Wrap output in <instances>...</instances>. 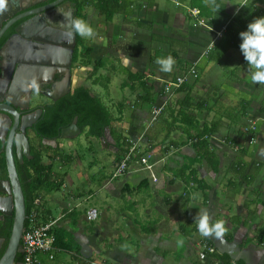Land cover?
Segmentation results:
<instances>
[{
	"label": "crops",
	"instance_id": "crops-1",
	"mask_svg": "<svg viewBox=\"0 0 264 264\" xmlns=\"http://www.w3.org/2000/svg\"><path fill=\"white\" fill-rule=\"evenodd\" d=\"M168 1L178 3L183 11L170 18L172 4L167 3L162 8V0H153L149 5L145 3L136 23L143 30H126L129 32L126 38L158 39L161 44H167L163 37L185 24V14L195 16L192 10H197L199 19L189 26L186 35L180 34L174 39L177 40L175 47L181 51L173 57L175 65L172 71L179 67L180 73L173 76L172 71H161L155 57L151 56L161 47L152 52L140 49L138 54L129 49L133 56L140 58L134 61L136 64H125L128 71L144 74L141 80H146L148 87L145 88V99L155 100L140 102L137 97L143 90L137 87L133 100L124 101L121 110L122 114L123 111H133L135 116H122V120L113 121L108 132L105 129L104 138L91 137L109 153L113 166L116 165L114 159L121 153L117 144L121 140L117 141L114 135L137 142L143 152L151 150L146 154H151L149 161L152 166L144 167L138 156L132 159L122 175L112 177L111 174L106 180L102 176L100 183H105L94 192L95 204L83 209H77L78 204L71 205V201L80 200L83 196L71 187L70 175L61 173L62 179L65 177L63 184L67 180L68 187L62 188V184L58 190H66V194L60 199L53 197L56 189L42 191L37 202L41 205L38 211L40 221L42 210L47 220L59 218L54 229L67 234L64 239L66 247L58 246L52 259L40 254L39 264H52L54 261L55 264H226L227 261L231 264L233 260L239 264H264V85L251 82V72L239 49V33L246 30L247 24L255 17L264 16V0H250L249 8L238 7L242 0L238 5L228 0L229 4L218 13L204 3L205 15L201 16L198 8L191 6L192 0ZM216 2L223 5L224 0ZM175 25L178 26L172 27ZM103 26L109 29V26ZM171 36L174 33L169 37L173 42ZM111 42H116V38ZM204 47H207L206 51ZM240 53L241 57L237 59ZM190 66L197 73L189 77L182 90L165 92L164 89L163 95L162 89L167 81L182 77L184 73L186 76L192 74ZM201 68L213 76L208 72L207 80L204 79ZM219 76L226 78L227 83L231 81V91L223 92L222 83L219 86L213 84L211 77L221 81ZM187 94L189 99L185 98ZM232 95L238 98L233 101L230 99ZM163 102L167 109L149 123L151 107ZM222 102L224 105L218 109ZM171 109H174V114L184 109L189 117H181L178 113L170 116ZM117 114L119 111L114 115ZM145 119L148 123L141 128L139 124ZM122 122L128 131L126 134L118 128ZM251 123L256 126L253 144L243 132ZM205 127L213 131L207 153L188 143L189 135ZM70 145L60 142L59 147L71 155V160L68 164L60 162L59 165L68 168L74 163L79 164L77 176L83 185L91 184L86 171L92 168L91 165L84 168L78 152L75 156L66 152ZM82 173L88 177L82 179ZM90 193L91 190L88 196ZM89 207L98 210L95 220L86 217ZM54 209L59 211L57 216ZM201 209L208 211L212 222L224 221L227 232L222 237L204 238L200 235L194 217L199 216ZM179 240L184 241L183 246L178 245ZM204 242L213 245L218 254L202 258L200 251Z\"/></svg>",
	"mask_w": 264,
	"mask_h": 264
},
{
	"label": "flooded vegetation",
	"instance_id": "flooded-vegetation-1",
	"mask_svg": "<svg viewBox=\"0 0 264 264\" xmlns=\"http://www.w3.org/2000/svg\"><path fill=\"white\" fill-rule=\"evenodd\" d=\"M53 1L19 0L16 7L11 6L12 10L7 9V20L2 22L8 25L6 30L0 35V41H2L0 45V102L8 103V101H11L16 103L15 110L19 114V123L14 131L11 150L23 195V179L27 174L26 165L28 162L36 158L37 151H41V161L47 164L48 158L44 157L46 147L60 146V142L63 139L59 137V134L58 136L44 137L43 132L39 128V123L54 114L55 108L68 92L71 93L75 87L80 86L74 84L73 81V78L77 75V69L85 70L88 67L76 64L77 61L74 60V54L78 48L77 35L69 34L70 21L77 17L76 3L73 0H62L56 6L45 7ZM43 7L45 8L41 10ZM16 8H19L17 13L14 10ZM10 20L11 23L9 24ZM18 26L27 29L24 31L26 37L21 36L19 40H16L15 44L13 42L9 43L7 49L9 55H6V57H9L5 59V52L1 49L2 45L7 39L16 34L15 28ZM37 36L43 40L35 39L34 37ZM72 44L74 45L73 47L71 46ZM12 60L13 62L10 63ZM33 80L39 85L38 94L28 87ZM66 86L69 87L68 91L65 90ZM57 95L61 96L56 99L52 98ZM35 114L36 117L31 125L25 127L29 154H24L20 160L17 154L15 136L21 133V118ZM2 115L3 113L0 112V118L4 121L3 125H6V118ZM75 119L77 120V117L73 118L72 122L63 128L69 127ZM13 122L14 119L11 117L8 128L7 126L3 128L4 140L1 141L0 139V180L2 181L8 178L5 148ZM80 133L73 138L64 139L73 141ZM21 146L23 151L25 149L24 144L21 143ZM0 195L3 194L0 193ZM10 220L13 221V215H3L0 221L2 226L5 227ZM0 238L3 237L0 236ZM2 246L3 243L0 245V250ZM17 262L21 263V260Z\"/></svg>",
	"mask_w": 264,
	"mask_h": 264
},
{
	"label": "trees",
	"instance_id": "trees-1",
	"mask_svg": "<svg viewBox=\"0 0 264 264\" xmlns=\"http://www.w3.org/2000/svg\"><path fill=\"white\" fill-rule=\"evenodd\" d=\"M76 3L77 7V14L76 18H82L83 20L86 19L87 14L85 12V9L87 7H92L98 16H102L104 18V24L106 26H109L113 18L116 15H121L122 19L124 17V21H131L133 20V24L136 25L138 23L139 17H137L141 7L143 5H149L153 0H73ZM135 3V5H134ZM134 6V8H132ZM192 7H197L199 10V16L205 15L204 13V0H192L191 3ZM256 9H259L258 7ZM257 11V10H255ZM189 18L194 17L195 19H199L198 15L192 16L190 13L188 14ZM140 24V22H139ZM166 37H163V40H165ZM86 40L79 35H77V50L75 52L74 60L77 61L76 64L78 66H90L92 65V70L88 73V80L91 81V83L98 84L102 82L103 86L107 88L108 83H110L111 80V74L106 73L105 75L100 74V70L106 67L105 61H107L106 58L109 56L101 57L100 59L91 60V53L93 51L92 46H89L85 42ZM165 42V41H164ZM170 39L166 41V43H170ZM2 44V41H0V45ZM175 50V49H174ZM158 51V50H157ZM162 51V50H161ZM176 52L172 51L170 53V56L174 57ZM155 60V59H154ZM156 61V60H155ZM189 67V66H188ZM191 69L194 70L195 74L197 73L196 70L190 66ZM107 69V68H106ZM178 69H180L178 67ZM130 81V88L132 92H135L137 90V87L141 88L143 92L138 94L137 99L141 101H149L153 102V100H147L145 99L146 96V87L147 81H142L141 79H144L143 73H132L128 71L127 73ZM187 74H185L186 76ZM194 74H188L186 76L188 79L185 80V82L181 83L180 86L172 88L173 90H182V86L187 84V81L189 80V77L191 78ZM124 85V83H122ZM189 85H187L188 87ZM186 87V88H187ZM176 88V89H175ZM162 94L164 93V87L162 89ZM189 94V92H188ZM186 95L185 98L189 99L190 96ZM125 103L124 101H120L117 104V108L119 111V114L114 115L112 111L108 108V106L102 101L101 96L94 92L92 87L89 85H80L74 88V90L71 93H67L61 100V103L57 105L55 108V112L52 116L47 117L43 121L39 123V128L43 132L44 137H52L53 135L58 136L61 128L64 126L69 125L73 118L77 117L76 124L81 129V131L86 132L87 137H102L104 135V131L106 128H110L113 121H120L123 119V114L121 112L122 108L124 107ZM167 108H163L165 110ZM161 111V113H162ZM183 112V113H182ZM160 113V114H161ZM176 113L178 115L180 114L181 117H189V114L179 109ZM176 113L174 114V109H171L170 116H176ZM160 116V115H159ZM158 116V117H159ZM244 132V131H243ZM113 132H111L112 134ZM213 131L211 128L205 127L201 129L200 131L197 130L195 134L189 135V138H196L197 140L192 143L193 146H196L198 148L204 149V153L208 152V149L211 145V139ZM115 134V133H114ZM114 138L118 142L119 150L121 153H119L114 161L117 163L120 162V160L123 158L124 154L128 151L130 142L128 137L121 136V139L119 136L114 135ZM161 145V144H159ZM45 151L47 153L45 154L48 158V163H44L41 161L40 154L42 155L41 151H37L36 158L32 161H29L26 165L27 174L24 180V195H25V208H26V214L28 215L32 208H35L39 211V208L41 207L40 203L37 202V200H40L39 194L42 191H50V190H58L60 186L63 184L62 175L60 176L59 172L54 171L53 166L54 163L59 164L61 162L62 165L68 164L71 160V155L65 154L63 150L59 147H51L47 146ZM151 152V150L146 149L145 152ZM139 153L137 154V156ZM31 170V171H30ZM59 175V176H57ZM59 179V180H58ZM42 220L46 221L47 216L42 210ZM28 225V220H25V226ZM12 226V220L9 221V223L3 227L2 222L0 221V236L4 238L3 246L0 250V256L4 250V247L7 243V239L10 234V229ZM54 235H55V246H61L66 247L65 237L67 236L66 233L60 230V232L56 229H53ZM23 255L21 253H17L16 255V262L19 260H22ZM229 261H227L226 264ZM236 264H239L237 261Z\"/></svg>",
	"mask_w": 264,
	"mask_h": 264
},
{
	"label": "rangeland",
	"instance_id": "rangeland-1",
	"mask_svg": "<svg viewBox=\"0 0 264 264\" xmlns=\"http://www.w3.org/2000/svg\"><path fill=\"white\" fill-rule=\"evenodd\" d=\"M164 5L162 6V8L165 6V4L170 3L173 5V8L170 7L169 9H171L170 11V18H175L178 13L180 11H183L182 8H179L178 3L171 2L168 0H162ZM241 0H232L231 2L238 5V3ZM181 7V6H180ZM134 8V6L132 7ZM85 12L87 14V17L85 19V21L91 25V27L95 30V36L91 39H85L86 44L89 46H92L93 51L91 53V60H95L98 58L103 57L104 55L109 56L107 59V61L104 60L106 67L100 70V74L105 75L106 73L111 74V80L110 83H108L107 88L105 86H103L102 82L98 83V84H92L90 80H88L87 76L88 73L90 72V70H92V65L88 66L87 68H85V70H78L77 69V75L74 81V84H86L87 86H91L94 92H97L100 96L102 101L108 106V108L110 109V111H112V113L116 114L118 112L117 109V104L120 101H126L129 102L131 100H133V93L129 84V77L127 75L128 73V66L132 64V62H136L138 61L137 56H133L130 53V50L135 53L138 54L140 49L145 50L146 52H150L149 50L154 51L156 47H161V48H157L155 50V52H153L151 54L152 57H155V60H157V58H164L170 55V53L172 51L177 52V51H181L180 49L175 47V44H177V40H174L176 36H179L180 34L182 35H186L187 31H189V26H192L195 22V18H189L187 16V14H185V16L187 17L186 21L184 22L185 24H183V26H179V29H174L173 32H170L168 36H165V40L168 41L169 37L172 33H174V36L172 38L173 42H170L167 44H161L160 41L158 39H153V40H148L145 41L144 38H140V39H133V38H126L128 37V31L126 30H132L137 31V30H143L140 29L141 27L136 26L135 24H130V20L129 21H125L124 25V17L122 19L121 15H116L113 18L112 24L109 25V29L104 28V18L102 16H98L96 11L92 8V7H87L85 9ZM116 25V27H114ZM171 24H169L170 26ZM180 25V24H178ZM178 25L172 26V27H176ZM113 26V27H112ZM171 27V28H172ZM181 28V29H180ZM103 33V40H100L101 37V33ZM118 32H120L118 34ZM105 33V34H104ZM120 35V37L118 36ZM116 38V42L112 43L111 40L113 41V39ZM162 39V38H161ZM147 40V39H146ZM151 42L153 43L151 45ZM101 45H105V48H102L100 46ZM127 44V45H126ZM179 44V42H178ZM168 46L170 48H168ZM208 47V45H207ZM207 47H204L203 50L206 51ZM130 49V50H129ZM175 49V50H174ZM158 50V51H157ZM162 50V51H161ZM217 53V51H215ZM147 54V53H146ZM117 56H119V60L116 61ZM239 57H241V53L239 55L236 56V58L238 59ZM150 58V57H149ZM134 62V64H136ZM156 62V61H155ZM139 63L142 67V60H139ZM136 67L141 68L140 66L135 65ZM107 68V69H106ZM133 69H136L135 67ZM130 70V69H129ZM150 71H154L152 68H150ZM201 76L207 80V74L209 71L205 70L204 68H201ZM151 73V72H149ZM180 73V69L176 68L172 71V75H178ZM210 75L211 72H209ZM184 74H182V76H184ZM218 75H220V73H218ZM213 76V75H212ZM228 76L231 77L230 73H228ZM221 81H217L214 80L213 77H211V81L214 82V85L219 86L220 83L223 84L221 90L223 92H229L231 91L230 89V85H231V81H229L227 83V79L224 78L223 76H219ZM79 82V83H78ZM122 83H124V85H122ZM238 98L236 95H232V99L233 101H235V99ZM224 105V103L222 102V104L220 103L218 105V109L221 108V106ZM143 113V112H142ZM140 113V114H142ZM136 113H134L133 111L131 113L125 112L123 111V116L125 118H128L129 116L134 115L135 116ZM140 114H137L138 116ZM143 116V115H140ZM152 116H150L151 119ZM124 118V119H125ZM151 121L149 120V123ZM247 121H245L244 123H246ZM137 123V122H136ZM147 121L146 119L141 122L139 125L140 127H144L145 124L147 125ZM118 128L119 130H122L123 133H128L127 129H125V127H123L122 125L123 122L121 124H118ZM237 126H239V124H237ZM130 129V126H129ZM92 139V140H91ZM96 139L91 138V137H87L86 136V132L83 131L82 133L79 134V136H77L73 141L72 140H66V139H62V142L65 143V145H68L69 143H71L70 147L66 149V152H71V154L73 156H75V153H79L81 155L82 158V166H84V168H88V165H91L92 168H88L86 171L89 174V179L91 180V184H87V185H83L81 179L79 178V176H77V172L79 169V164H75L72 166H68L67 167H59V164H55L53 166V169L56 170L57 172H59V174L67 172L70 177H71V187L74 190L79 191L82 194V198H80V200H76V201H71V205H76L77 209H83L84 207H87L89 205H94V201H95V196H94V192L105 182H101V177L105 176V180L107 179L108 176L111 177V174L114 172L115 170V166H113V163L111 161V157L109 156V153H106L104 150V147H102L97 141H95ZM141 151V150H140ZM152 159V158H151ZM155 159V158H154ZM78 160L76 159L75 162H77ZM72 164V163H71ZM81 167V166H80ZM87 174L82 173V179L83 178H87L88 176H86ZM65 180V177L63 178ZM68 187V181H64V184L62 186V188H66ZM89 190H91V195L88 196V192ZM63 194H66V190L60 189V190H56V192H54L53 197L54 198H62ZM88 198V199H86ZM67 207V206H66ZM59 214V211H55L54 209V215L57 216ZM261 233V232H260ZM56 262L54 261L52 264H55ZM69 264H73L72 262H70Z\"/></svg>",
	"mask_w": 264,
	"mask_h": 264
},
{
	"label": "water",
	"instance_id": "water-1",
	"mask_svg": "<svg viewBox=\"0 0 264 264\" xmlns=\"http://www.w3.org/2000/svg\"><path fill=\"white\" fill-rule=\"evenodd\" d=\"M60 1L62 0H54L53 2H51L45 7L56 6ZM18 3H19V0H8V9L12 10L11 6L16 7ZM73 5L75 4L73 3ZM45 7L41 8V10H43ZM14 10H15V13H17L19 11V8H16ZM6 15H7L6 11L2 15H0V35L2 34L3 31L6 30L7 28L6 26L8 25V24L2 23L3 21L7 20L8 16ZM10 23H11V20L9 21V24ZM25 30H27L25 29V27L23 28H21V26L16 27L15 28L16 34L11 36L9 39H7L5 43L2 45L1 49L5 52V59L9 57V56L6 57V55H9L8 50H7L9 47V43L13 42L15 44L16 40H19L21 36L25 38L26 37L25 32H24ZM34 38L38 40L39 39L43 40L42 38H39L38 36ZM71 46L73 47L74 45L72 44ZM1 55L4 56L3 53H1ZM12 62L13 60L10 61V63ZM65 90L68 91L69 87L66 86ZM60 96L61 95H57L52 98L56 99ZM15 107H16V103L14 102H11V101H8V103L0 102V112L3 113L2 116L6 118L5 121L7 122L6 125H3L4 121L0 118V139L1 141L4 140V130H3L4 126L5 127L7 126L8 128L9 123H10V118L12 117L14 119V122L8 133V137L6 140V148H5L8 178L5 181L0 180V193L3 194V195H0V220L3 218V215H13V221H12V226L10 229L9 237L7 239V243L0 256V264H20L16 262V255L17 253L22 252L21 237L25 229V220L27 219L25 199H24L21 185L18 179V175L16 173L15 164H14L13 157H12V150H11V144H12V140L14 136V131L19 123V114L18 112H16ZM35 117H36V114L33 116L27 115L21 118V126H20L21 133L15 136L17 154L20 160L22 159V156L24 154L25 155L29 154L28 139L25 135V127H29ZM80 131L81 130L77 126L76 119H75L69 127L63 128L60 131L59 137L63 139L73 138L78 133H80ZM106 132H108V128H106ZM104 137H105V134L101 138H104ZM21 143H23L25 147L23 151H22ZM2 243H4V238H0V245Z\"/></svg>",
	"mask_w": 264,
	"mask_h": 264
},
{
	"label": "clouds",
	"instance_id": "clouds-1",
	"mask_svg": "<svg viewBox=\"0 0 264 264\" xmlns=\"http://www.w3.org/2000/svg\"><path fill=\"white\" fill-rule=\"evenodd\" d=\"M204 3L212 6L213 10L217 13L226 4H229L228 0H224L223 5L217 3L216 0H204ZM249 3L250 0H242V3L238 7L249 8ZM255 7H258V5L255 4ZM7 9L8 0H0V15L7 11ZM69 34L79 35L84 39H91L95 36V30L82 18H73L70 21ZM239 36V49L251 72V82L264 85V16L255 17L247 24L246 30L239 33ZM212 43L213 47H215L214 41ZM156 63L160 65L161 71L171 72L175 65V59L169 55L164 58H157ZM28 87L37 94L39 93V85L35 80ZM194 219L196 220L198 232L204 238H220L227 232L224 221L217 220L212 222L206 209H201L199 216H195ZM177 243L183 246L184 241L179 240Z\"/></svg>",
	"mask_w": 264,
	"mask_h": 264
},
{
	"label": "built area",
	"instance_id": "built-area-1",
	"mask_svg": "<svg viewBox=\"0 0 264 264\" xmlns=\"http://www.w3.org/2000/svg\"><path fill=\"white\" fill-rule=\"evenodd\" d=\"M193 15H197V10H192ZM190 72L194 74V70L191 69ZM187 80L186 76L176 77L175 80H169L164 84L165 92H170L172 88L178 87ZM165 102L163 104L154 105L151 107V122H154L160 115L162 109L164 108ZM244 132L249 136V142L253 144L254 134L256 132V126L254 123H251L244 128ZM196 138H189L188 143L192 144L195 142ZM130 146L128 151L124 154L123 158L119 163L115 165V170L112 173V177H117L122 175L129 167L133 158L138 157V161L144 167H151L150 163L151 154L148 152L140 151L139 145L137 142L129 140ZM139 155L137 156V154ZM146 154V155H144ZM39 212L35 208H32L29 214L27 215L28 225L25 226L21 237L22 244V255L23 258L20 264H39L40 254L46 255L49 259H52L54 252L57 250L55 246V235L53 229L57 226L59 218H53L46 221H40ZM86 217L88 220H95L98 217V210L95 207H89L86 210ZM210 254H218L217 249L204 242L202 244V250L200 251V256L202 258ZM97 264V263H93ZM231 264H236L235 260L231 261Z\"/></svg>",
	"mask_w": 264,
	"mask_h": 264
}]
</instances>
